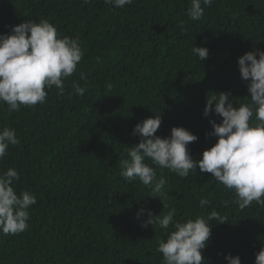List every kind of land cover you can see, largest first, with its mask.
<instances>
[{
    "label": "trees",
    "instance_id": "trees-1",
    "mask_svg": "<svg viewBox=\"0 0 264 264\" xmlns=\"http://www.w3.org/2000/svg\"><path fill=\"white\" fill-rule=\"evenodd\" d=\"M188 7L190 0H133L124 8L104 0H0V34L46 18L62 35L79 37L84 51L65 95L53 87L46 103L12 113L0 103V127L14 128L20 140L0 160V172L16 168L17 192L37 196L28 229L0 234V264H163L157 247L164 230L142 227L147 213L136 218L141 207L153 211L154 197L138 179L120 175V161L141 140L133 129L159 114L156 135L189 129L198 136L191 154L202 159L218 139L210 121L222 122L215 112L204 115L208 96L229 93L234 107L247 102L249 81L238 59L264 50V0H213L198 21ZM194 46L207 47L209 57L200 61ZM73 82L87 85L83 96L68 95ZM164 174L168 207L161 214L175 208L186 220L216 210L228 219L212 222L203 264H227L229 254L255 264L264 247V206L224 207L234 190L199 168L187 178ZM201 198L210 201L205 208Z\"/></svg>",
    "mask_w": 264,
    "mask_h": 264
},
{
    "label": "clouds",
    "instance_id": "clouds-1",
    "mask_svg": "<svg viewBox=\"0 0 264 264\" xmlns=\"http://www.w3.org/2000/svg\"><path fill=\"white\" fill-rule=\"evenodd\" d=\"M90 2L85 0V3ZM104 2L124 8L133 0ZM212 3L213 0H190L187 16L193 21L201 20L205 8ZM192 53L200 61L209 57L207 47L194 46ZM83 57L79 37L62 35L46 18L12 26L10 34H0V103L7 104L8 112L12 113L20 111L21 106L35 107L46 103L53 87L58 90V95H65V81L77 71ZM238 65L241 78L249 81V100L234 107L229 93L208 96L204 115L215 112L222 117V122L210 121L211 135L218 139L203 151L202 159L195 160L191 154L189 145L198 136L189 129L173 127L168 137L156 135L162 123V117L157 114L135 125L133 134L139 135L141 140L130 146L127 158L120 161V175L128 181L138 179L150 189L147 197H159L167 208L164 170L187 178L199 168L200 172L211 173L226 189L234 190V199L223 201L224 207L236 204L243 210L253 202L264 206V50L246 52L239 57ZM81 79H84L82 74ZM72 89L69 96H83L87 85L73 82ZM19 143L14 128L0 127V160L4 159L10 146ZM19 179L20 173L14 167L0 172V234L3 235H16L27 230L29 210L37 203V196L31 190L17 192L14 182ZM209 203L207 198L199 200L201 208ZM145 213L147 219L142 221V227L159 225L165 232L157 247L162 253L163 264H203L202 250L212 235V222L228 221L216 210L206 216L181 220L176 218L175 208L157 215L145 207L137 211L136 218L139 220ZM226 260L227 264H241L239 255L229 254ZM255 264H264V247L256 254Z\"/></svg>",
    "mask_w": 264,
    "mask_h": 264
},
{
    "label": "rangeland",
    "instance_id": "rangeland-1",
    "mask_svg": "<svg viewBox=\"0 0 264 264\" xmlns=\"http://www.w3.org/2000/svg\"><path fill=\"white\" fill-rule=\"evenodd\" d=\"M165 190L168 192V190L165 188ZM168 201V196H167V200L166 203ZM164 207V203L160 200L159 197H154L153 198V212L157 215H159L160 210Z\"/></svg>",
    "mask_w": 264,
    "mask_h": 264
}]
</instances>
